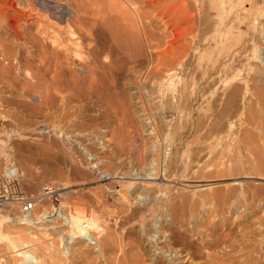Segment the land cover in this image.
Returning <instances> with one entry per match:
<instances>
[{"label":"rangeland","instance_id":"obj_1","mask_svg":"<svg viewBox=\"0 0 264 264\" xmlns=\"http://www.w3.org/2000/svg\"><path fill=\"white\" fill-rule=\"evenodd\" d=\"M193 4L200 8L197 0ZM205 4L208 30L203 34L198 22L189 54L170 73L158 74L173 40L160 23L147 42L140 39L142 48L131 61L114 47L115 58L106 51L107 59L96 57L105 65L98 64V45L92 42L85 52L73 47L69 56L54 62L53 44L72 37L66 28L72 12L59 0H0V165L25 170L32 192L48 182L63 193L60 201H47L34 213L51 212L34 226L21 222L17 213L0 211V264H175L176 259L186 264L177 252L190 248L197 264H219L213 255L223 251L224 236L241 251L251 229L262 232L256 245L264 257V178L257 177L255 167L240 170L235 162L240 158L233 156L249 126L262 138L258 143L264 154V0ZM95 29L111 43L108 29ZM117 57L126 58L119 62L123 66ZM87 64L95 65L97 73L101 69L102 77L83 71ZM51 65H57L54 81L63 84L55 86L58 90L51 86ZM49 97L58 99L54 110ZM216 193L231 194L224 211L210 200ZM59 205L60 215L54 208ZM70 212L104 228V233L92 230L97 245L75 238L65 243L71 236L65 220ZM21 231L27 238L23 242L15 236ZM109 234L115 241L111 247L106 245ZM27 251L29 260L20 255Z\"/></svg>","mask_w":264,"mask_h":264},{"label":"bare ground","instance_id":"obj_2","mask_svg":"<svg viewBox=\"0 0 264 264\" xmlns=\"http://www.w3.org/2000/svg\"><path fill=\"white\" fill-rule=\"evenodd\" d=\"M49 1H53V0H49ZM62 5H65L71 12H72V16H73V21L71 19H68V21L66 22V28L68 30V33L67 34H70L72 37H74L75 39L72 41L70 37L67 41L63 42V43H60V44H53V47L50 51V55H51V59H53L54 62H61V60L65 57H62V55H65V53H71L72 51V48L75 47L76 49L77 48H80L82 47L83 49V52L85 47H87L88 49V46L91 47L90 45H92V42L96 43L98 46H96L95 48V53L96 56H95V61L97 60V58L104 56V54L106 53V51L110 52V50L112 51L113 48L117 47L118 49H114L116 50L118 53L119 51H121V55H124L125 57H127V59H130L133 60L134 57L137 55V53L141 50V45H140V39L143 37L146 42L148 40V37L150 34H152L153 32H155V29H157L155 27L156 23L158 25V23H160L163 27V34L164 35H167L168 37H172L173 40L170 41V44L171 46L168 48L167 52H166V55L163 57L167 60H165V62L163 63L162 61V65L159 66L157 69H156V72L158 71V74H162L164 72H167V73H170L171 70L174 68L173 65H175L176 63H179L180 59L185 57L187 54H189V52L191 51L190 49H192L191 47V44L194 42V40H196V29H197V26H198V22L200 23V27L202 29V33L204 34L205 31L208 30V27H209V16H208V12H207V8H206V4H205V0H197V3H200V8H195L194 7V0H59ZM11 4V3H10ZM147 8L150 10V12H146L144 11V9ZM197 11V12H196ZM200 15V20L197 21V16ZM159 20V22H157L156 20ZM156 25V26H157ZM104 27L106 30L108 29L109 33H106V35L108 34L109 36V40L111 41L108 42L110 43V46L109 47H105V45L103 44V42H106L104 41L105 38L102 36L100 37V33L102 30L99 29L100 33L98 34L99 36H97V34H94L93 30H95V32L98 31V29H95V28H100V27ZM98 33V32H97ZM103 33V32H102ZM105 34V31L104 33ZM93 35H96L95 38ZM105 35V36H106ZM159 35V34H158ZM97 37V38H96ZM155 38V37H154ZM107 39V37H106ZM169 39V38H168ZM99 40V41H98ZM154 40V39H153ZM98 41V42H96ZM102 41V43H101ZM155 41V40H154ZM183 42V44L181 45H178L179 43ZM107 43V42H106ZM107 43V44H108ZM104 45V46H103ZM114 45V46H112ZM168 46V45H167ZM94 47V46H93ZM148 48V47H147ZM86 49V50H87ZM113 50V51H114ZM151 50V49H150ZM76 51H79L80 50H76ZM89 51V50H88ZM112 51V52H113ZM87 52V51H86ZM88 53V52H87ZM92 53V54H93ZM114 55H117L115 54V52H113ZM159 53V52H158ZM76 54V53H75ZM80 54V53H78ZM83 56L84 53H81ZM88 54H91V51L88 53ZM107 54V53H106ZM105 54V55H106ZM112 54V53H111ZM86 55V54H85ZM119 55V54H118ZM66 56V55H65ZM69 56V55H68ZM80 56V57H81ZM87 56V55H86ZM107 56V55H106ZM106 56L102 57L107 59ZM120 56V55H119ZM90 58V56H88ZM97 57V58H96ZM111 57V56H110ZM111 57V58H112ZM124 57V58H125ZM89 58H84L83 57V61L84 59L85 60H89ZM91 58H92V55H91ZM115 58V57H113ZM112 58V59H113ZM123 57L121 58L124 59ZM57 59V60H55ZM118 59V62H121V60L117 57ZM126 59V58H125ZM111 60V59H110ZM93 61V60H92ZM90 61V62H92ZM94 61V62H95ZM98 61V64H101L99 63V60ZM96 61V62H97ZM114 61V60H113ZM129 61V62H130ZM102 62V61H101ZM105 63L107 62V60L104 61ZM125 62H128L125 60ZM123 62V63H125ZM128 62V63H129ZM93 63V62H92ZM109 63V62H108ZM104 64V63H102ZM101 64V65H102ZM121 64L122 66L124 64L122 63H119ZM58 65L61 67L62 64L61 63H58ZM86 65V63H85ZM95 65H97L95 63ZM95 65H92V64H87L86 67H83V71L84 69L87 71V73L90 74V77L92 76V78H95V77H102V73L100 75V72L102 71L99 67H101V65L99 67H97V69L99 68L100 69V72L97 73L98 71L96 70V66ZM105 65V64H104ZM103 65V68L105 67ZM107 65V64H106ZM113 65V64H112ZM120 65V66H121ZM109 66V65H107ZM106 66V67H107ZM151 66V64H150ZM111 67V65H110ZM115 67V66H113ZM102 68V67H101ZM108 68V67H107ZM121 68V67H119ZM106 68H104L105 70ZM51 72H52V80L49 81L51 82V86L53 88H55V86H60V85H63V84H60V83H57L56 80L57 79V65H51ZM103 72V71H102ZM105 73V72H104ZM103 73V74H104ZM155 73V72H154ZM99 74V76H98ZM105 75V74H104ZM103 75V76H104ZM166 76V75H165ZM170 76V74H169ZM99 78V79H100ZM91 80V79H90ZM48 81V82H49ZM50 86V87H51ZM50 87H49V90H50ZM58 87L55 88L58 90ZM60 88H63L60 86ZM53 89V90H55ZM57 90L54 91V94H57L55 93ZM61 90V89H60ZM53 92V91H52ZM60 93V91L58 92ZM51 94V93H49ZM48 94V96H49ZM54 94H52V97L54 96ZM62 94V93H61ZM60 94V95H61ZM58 95V97L60 96ZM57 98V97H56ZM62 98V97H61ZM64 98V97H63ZM62 100H65L63 99ZM47 99V98H46ZM50 101V97L48 98ZM55 99V98H54ZM58 100V99H57ZM57 100H53L52 98V102H57ZM61 101V99H60ZM45 102H47V100H45ZM50 103V102H49ZM50 103V105H51ZM62 103H65L64 101H62ZM48 104V102H47ZM49 105V104H48ZM47 105V106H48ZM57 106L54 105L53 103V106L51 105V108L53 107V109L51 110H54V107ZM56 108V107H55ZM48 111L49 108H47ZM52 112V111H51ZM251 112V111H250ZM52 114V113H51ZM56 115V114H55ZM250 115V114H249ZM253 115V114H252ZM48 116L50 117L51 115L48 113ZM54 116V114L52 115V117ZM58 117V116H56ZM56 117H53V118H56ZM62 119L63 116H59V119ZM66 117H64L65 119ZM58 119V120H59ZM61 121V120H60ZM249 121V120H248ZM249 123V122H248ZM252 123V122H250ZM247 124V123H246ZM256 123L253 124V127ZM198 125V124H197ZM202 125V124H201ZM245 125V124H244ZM248 125V124H247ZM250 125V124H249ZM252 125V124H251ZM246 126V125H245ZM257 126V125H256ZM260 125H258L259 127ZM201 126H199L200 128ZM203 127V126H202ZM223 127V126H222ZM248 127V126H246ZM250 127V126H249ZM248 127V128H249ZM252 127V126H251ZM249 128L251 130H253V128ZM257 127L256 130H259V128ZM245 128V127H244ZM247 128V133L243 134L242 137H240V141H239V145L237 147V153L235 152V155L233 153V156H238V158H240V161H236L235 162L238 164V166H240V170L243 171V169L245 168L246 165H249V169L250 167H255V169H257V173H255L257 175L258 178H260L262 176V178H264V154L261 153L259 150V147L260 144L258 143V138H256V135L252 132V131H249V129ZM261 128H262V125H261ZM201 129V128H200ZM198 129V130H200ZM215 129V127H214ZM245 130V129H244ZM255 130V131H256ZM263 130H264V126H263ZM241 132V131H240ZM243 132H246L243 131ZM252 132V133H251ZM263 132V131H262ZM242 134V132H241ZM257 134V133H256ZM260 135V134H259ZM239 136V135H238ZM241 136V135H240ZM262 136V135H261ZM261 136H257V137H261ZM239 140V138H237ZM237 139H235V141H237ZM260 139V138H259ZM234 140V139H232ZM262 140V138L260 139V141ZM259 141V142H260ZM264 141V140H263ZM234 142V141H233ZM229 145V144H228ZM235 145V144H234ZM237 145V144H236ZM235 145V146H236ZM227 147V146H226ZM230 147V146H229ZM263 148V147H262ZM229 149V148H228ZM243 151L245 152V158L241 157L239 151ZM262 150V149H261ZM241 151V153H243ZM264 151V150H263ZM222 152V151H221ZM232 154V153H231ZM222 155V154H221ZM223 156H227L225 154H223ZM230 154H228L227 157H229ZM223 158V157H222ZM231 158V157H230ZM229 158V159H230ZM237 158V159H238ZM224 160V159H223ZM230 161V160H229ZM228 161V162H229ZM231 161H234L233 159ZM230 161V162H231ZM232 163V162H231ZM235 163V164H236ZM156 164V163H154ZM220 164H222L220 162ZM224 164V163H223ZM233 164V163H232ZM219 165V164H218ZM231 165V164H230ZM229 165V166H230ZM223 166V165H222ZM228 166L227 165H224V169H226ZM228 166V167H229ZM234 166V167H233ZM237 166V165H236ZM237 166V167H238ZM233 168H235V165H232V168H229L228 169V173L229 170H232ZM251 168V169H252ZM239 169V168H238ZM238 169H235L238 170ZM248 169V170H249ZM254 170V168H253ZM217 171V170H216ZM241 171V172H242ZM233 172V171H232ZM250 172V171H249ZM248 172V173H249ZM226 174V170L225 172H223V174ZM222 174V173H221ZM222 174V176H223ZM141 175V174H140ZM219 175V174H218ZM230 175V174H229ZM209 176V175H208ZM212 176V175H211ZM214 176V175H213ZM216 176V175H215ZM221 176V175H219ZM221 176V177H222ZM231 176V175H230ZM235 176V175H234ZM250 176V175H249ZM227 177V176H226ZM205 178V177H204ZM211 177H209L210 179ZM216 178V177H215ZM218 178V177H217ZM223 178V177H222ZM229 178V177H228ZM232 178H230L231 180ZM235 179V178H234ZM243 179V178H242ZM151 180V179H150ZM228 181V179H226ZM219 181V180H218ZM235 184H240V180H235L234 182ZM246 183V182H245ZM220 184V183H219ZM227 184V183H226ZM246 187V186H245ZM213 188V187H212ZM244 188V187H243ZM257 188V187H256ZM234 189V188H233ZM259 189V188H257ZM234 191V190H233ZM239 191V190H238ZM246 192V191H245ZM212 193V192H211ZM235 194V193H233ZM249 194V193H248ZM247 194L246 198L249 196ZM231 195V194H230ZM229 195V196H230ZM236 195V194H235ZM253 195V194H252ZM258 195V193H256L254 196ZM227 195L224 194H214L211 197V199L208 197L207 200H216V202L219 204L217 206L214 205V202H211L213 203V205L215 207H219L220 210H225L227 208H225V205L224 204H227L230 200H229V196L226 197ZM237 196V195H236ZM244 196V195H243ZM238 197V196H237ZM259 198L261 196H258ZM236 198V197H235ZM234 198V200H235ZM239 198V197H238ZM237 198V200H239ZM245 198V199H246ZM249 199V197H248ZM247 199V200H248ZM236 200V201H237ZM246 200V201H247ZM257 200V199H256ZM240 201H244L242 199H240ZM258 201V200H257ZM260 201V200H259ZM245 202V201H244ZM243 202V204H244ZM248 202V201H247ZM251 202H253L251 200ZM231 203V201H230ZM255 203V202H253ZM258 204V202H257ZM260 204V203H259ZM185 205V204H184ZM211 204V206H213ZM255 205V204H254ZM200 206V205H199ZM205 206V205H204ZM210 206V205H209ZM231 206V204H230ZM253 204L251 205V209L253 208L252 207ZM232 207V206H231ZM244 207V206H243ZM242 207V208H243ZM247 207V206H246ZM255 207V206H254ZM257 207V206H256ZM255 207V208H256ZM260 207V206H259ZM213 208V207H211ZM218 208V211L220 212ZM225 208V209H224ZM249 208V207H248ZM246 208V210L248 209ZM234 209V208H233ZM213 210V209H212ZM215 210V208H214ZM213 210V211H214ZM217 210V208H216ZM216 210H215V213H216ZM222 211V213H223ZM230 211V210H229ZM249 211V210H248ZM253 211V210H252ZM218 212V213H219ZM228 212V211H227ZM226 212V213H227ZM51 213V212H50ZM217 213V214H218ZM221 213V212H220ZM221 213V214H222ZM244 213V212H243ZM46 214L48 213H45L44 215H42L41 217H37L36 214L33 215L31 218L29 219H26V218H23V220H21V222H25L26 225L28 226H34L36 222H39L41 220V218H44V216H46ZM59 214V213H57ZM214 214V213H213ZM225 214V213H224ZM229 213H227L228 215ZM65 215V214H64ZM220 215V214H219ZM226 215V216H227ZM62 216V215H61ZM67 217H65V220L68 221V224L70 225L69 228H70V234L71 236L70 237H66L65 238V243H67L68 239L70 238H75L77 240H79V236H82L83 234L84 235H88L89 238L91 239L90 241H92L93 239H96L97 238L95 237V233L94 231L92 230H97V231H103L104 228H100L97 224H95V222H87V220H84L83 218L77 216L76 214L70 212L68 215H65ZM221 217V216H220ZM223 217V216H222ZM61 218V217H60ZM63 218V216H62ZM225 218V217H224ZM264 223V221H262ZM253 226V225H252ZM258 226V225H257ZM249 228V227H248ZM247 228V229H248ZM250 228H253V227H250ZM249 230V229H248ZM248 230H244L243 233H247ZM257 230V229H256ZM255 229H251L249 230V235H247L248 237H251L249 240H248V243L245 245L243 244L244 241H243V245H244V249L241 250V251H236V249H234L233 247L231 248V246L229 245L228 241L227 240V235L224 236V242H226L228 244H225V246L223 247V243L222 244H219V248H227V250H224L222 251V249L220 251L221 254L218 256H215L213 255V258L214 259H217L216 262H218V260L221 262L219 264H264V257L260 255V250L258 249L256 243L258 241V236L261 235L262 232H257ZM27 231V230H26ZM262 231V230H261ZM66 232V231H65ZM100 232V233H101ZM237 232V231H236ZM242 232V231H241ZM264 232V231H263ZM98 233V232H97ZM104 233V231L102 232ZM234 233V232H233ZM242 233V234H243ZM28 234H31V233H27ZM99 234V233H98ZM111 234V233H110ZM109 234V240H107L108 238H106V245L111 247V245L113 246V242H115L114 240L111 241V235ZM229 234V233H227ZM248 234V233H247ZM97 235V234H96ZM213 235V234H212ZM245 235V234H244ZM16 239L19 241V242H23L25 240H27L26 237H24V234L21 232L17 233L16 235ZM104 236V235H103ZM112 236H113V233H112ZM217 236V235H216ZM215 236V237H216ZM230 236V235H229ZM240 237V236H239ZM244 237V236H243ZM64 238V237H63ZM232 240H235L233 239V237L231 236ZM87 241V238H84L83 240ZM115 239V238H114ZM215 239V238H214ZM213 239V240H214ZM217 239V237H216ZM215 239V240H216ZM222 239V238H221ZM264 239V238H263ZM71 240V239H70ZM100 240V239H99ZM104 240V239H103ZM116 240V239H115ZM218 240V239H217ZM216 240V241H217ZM239 240V238H238ZM237 240V241H238ZM245 240V238H244ZM72 242H74L73 240H71ZM88 240L89 243H92ZM228 241V242H227ZM236 241V242H237ZM240 241V240H239ZM17 242V241H16ZM117 242V241H116ZM119 242V241H118ZM215 242V241H214ZM95 245L98 244V240L94 242ZM213 243V241H212ZM217 243V242H216ZM231 243H234V242H231ZM241 243V242H240ZM264 243V242H263ZM32 243H30L31 245ZM70 244V242H69ZM93 244V243H92ZM91 244V245H92ZM104 244V243H102ZM218 244V243H217ZM216 244V246H217ZM262 244V243H261ZM14 245V244H13ZM90 245V244H89ZM210 245V244H209ZM233 245V244H232ZM235 245V243H234ZM186 246V245H185ZM212 246V245H211ZM242 246V245H241ZM260 246V245H259ZM67 247V250L71 249L70 246L66 245ZM95 247V246H94ZM166 247V246H165ZM164 247V248H165ZM190 247V246H189ZM215 247V246H214ZM217 248V247H216ZM237 248V247H236ZM184 249V248H183ZM191 249V248H190ZM190 249H189V252L185 250H182L180 252H177L179 254V256L183 259L182 261L180 262H186V264H194L196 263L194 259L191 258V254H190ZM103 250H105L103 248ZM188 250V249H187ZM212 250V249H211ZM245 250V252H243ZM102 251V249H101ZM172 251V250H171ZM216 251V249H215ZM219 251V250H218ZM219 251V252H220ZM69 252V251H68ZM103 252V251H102ZM165 252V251H164ZM218 252V253H219ZM235 252V253H234ZM241 252V253H240ZM27 252H23L21 253L20 255H22V258H27L28 260L31 258V255ZM199 253V252H198ZM215 253V252H213ZM126 255V254H125ZM124 255V257H125ZM200 257H201V254L199 253ZM211 255V254H210ZM260 255V256H259ZM123 256V255H122ZM197 256V255H196ZM208 256V255H207ZM20 257V256H19ZM111 257V255H110ZM179 257V258H180ZM193 257V256H192ZM195 257V256H194ZM99 258V257H98ZM117 258V257H116ZM127 258V257H126ZM198 258V257H197ZM203 258V257H201ZM232 258V259H231ZM100 259V258H99ZM98 259V260H99ZM172 259V258H171ZM210 259V257H209ZM108 260V259H107ZM124 260V259H123ZM122 260V261H123ZM177 260V259H176ZM176 260H173L175 261V264H178L176 262ZM203 260V259H202ZM212 260V257L211 259ZM120 261V260H119ZM121 261V262H122ZM128 261V260H127ZM135 261V260H134ZM205 261H208V260H205ZM137 261H135L136 263ZM188 262V263H187ZM215 262V260H214ZM32 263V262H31ZM34 263V262H33ZM117 263V262H116ZM126 263V261H125ZM124 263V264H125ZM198 263V262H197ZM196 263V264H197ZM207 263V262H206ZM209 263V262H208ZM213 262L211 261V264ZM108 264L109 263V260H108ZM185 264V263H184ZM200 264V263H199ZM216 264V263H215Z\"/></svg>","mask_w":264,"mask_h":264},{"label":"built area","instance_id":"obj_3","mask_svg":"<svg viewBox=\"0 0 264 264\" xmlns=\"http://www.w3.org/2000/svg\"><path fill=\"white\" fill-rule=\"evenodd\" d=\"M97 171L100 172L103 178L108 177L106 171L100 168ZM26 180V171L18 165L12 163L0 165V211L17 213L18 216L29 219L47 201L57 203L63 197L62 188L48 182L42 183L37 192H32L26 187ZM60 206H54L56 210L59 209V215L63 214ZM79 238H87V241L91 240L88 235L84 234ZM95 241L96 239H93L90 242L95 244Z\"/></svg>","mask_w":264,"mask_h":264}]
</instances>
